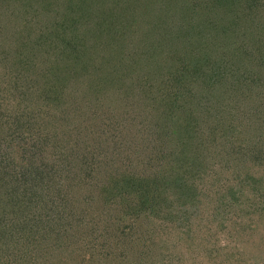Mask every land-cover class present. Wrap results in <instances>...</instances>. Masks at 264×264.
Segmentation results:
<instances>
[{
    "label": "trees",
    "instance_id": "16d2710c",
    "mask_svg": "<svg viewBox=\"0 0 264 264\" xmlns=\"http://www.w3.org/2000/svg\"><path fill=\"white\" fill-rule=\"evenodd\" d=\"M223 162L261 183L264 0H0V264H264Z\"/></svg>",
    "mask_w": 264,
    "mask_h": 264
},
{
    "label": "rangeland",
    "instance_id": "374dc122",
    "mask_svg": "<svg viewBox=\"0 0 264 264\" xmlns=\"http://www.w3.org/2000/svg\"><path fill=\"white\" fill-rule=\"evenodd\" d=\"M230 165L231 164H229V166H226L224 162L219 164L217 167H221V168L217 169V172H215L214 170H212L211 172L208 171V176L206 180H202L203 183H198V184L201 185L199 186L200 189L203 191L201 196L203 199L204 198L206 199L207 208L209 210L216 211L219 214L225 213L224 218L222 219L224 220L225 223L224 226H227V228H231V229L233 228L236 232L237 231L244 232L251 226L253 225L260 226V223L264 222V168L263 167L253 168L252 178H257L258 180H261V183L255 186L254 189L255 191H249L250 186H246V184H249L248 182L250 181H248L247 179L243 180V177L247 176L245 171H243L242 173L243 176H242V174L241 175L239 174L241 173L240 170ZM73 206H74L73 211L69 210L73 218L80 219V217L84 216V213H80L81 212L80 206L76 204ZM121 207H123L122 203H120V205L116 209L119 213L118 215L123 213V210L121 211ZM113 213L115 214L116 212ZM119 217L120 216H118V218ZM128 221L129 218H126V220L124 219L120 220L117 223L116 227L121 226ZM166 228L171 230V234L167 233L166 229L164 234V231L160 226H158L157 229L154 230L155 240L160 239L159 241L156 242L158 243V245L159 244L161 246L164 245V241L170 242L169 239L171 238V235L177 233L174 229V226L166 227ZM247 235L248 234H246V236ZM238 236L242 238L244 234H239ZM172 237L175 236L172 235ZM216 238H217L216 234H213L212 237L209 239L211 240V242H213ZM243 239L244 240L242 241V243L247 240V245L251 247L253 251L260 249V247L258 248L254 247L253 246L254 244L262 245L261 247L263 248L258 251L257 255L258 257L260 254L264 255V243H261L256 240H252L250 242L248 238L246 239V237ZM232 243L231 245L234 244ZM168 246L171 247L170 243L168 244ZM237 249L238 246L235 247L233 251L232 249L230 251L235 252ZM178 250H179L178 248L173 249L174 255L178 254L179 252ZM187 259L190 260L191 258L187 256L182 262V264H185V260ZM263 261L264 259L260 262L262 263ZM223 262L225 264V261ZM228 264H237V263H235V261L233 260L231 262L228 261Z\"/></svg>",
    "mask_w": 264,
    "mask_h": 264
}]
</instances>
